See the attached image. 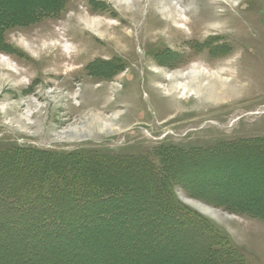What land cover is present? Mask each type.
Returning a JSON list of instances; mask_svg holds the SVG:
<instances>
[{"label": "rangeland", "instance_id": "obj_1", "mask_svg": "<svg viewBox=\"0 0 264 264\" xmlns=\"http://www.w3.org/2000/svg\"><path fill=\"white\" fill-rule=\"evenodd\" d=\"M130 1L0 0V56L18 69L0 63V151L79 155V173L124 187L102 208L61 204L73 219L50 237L1 222L0 264L208 263L204 227L163 216L164 180L248 264H264V220L236 210L264 212V0ZM181 12L189 25L175 22ZM28 163L0 156L8 215Z\"/></svg>", "mask_w": 264, "mask_h": 264}, {"label": "trees", "instance_id": "obj_2", "mask_svg": "<svg viewBox=\"0 0 264 264\" xmlns=\"http://www.w3.org/2000/svg\"><path fill=\"white\" fill-rule=\"evenodd\" d=\"M35 151L36 150L28 151L26 149L0 151L1 157L13 156L16 160H22L26 157L29 161L27 164L29 167L26 173H28L27 176H30V179L20 187L21 189H19V191L17 190V196L12 197L10 200H4L9 202L11 209H13L12 214L8 215L6 214L8 213L7 211L3 212L1 211L2 208H0V213L3 212L5 214V217L0 219V223L2 222L1 224L4 225V227L6 226L13 233L14 231L15 233H23L27 228H33L34 226H44V228L48 230V237H50V235H57L59 232L67 230V223L73 219L70 217L71 210L62 209L61 204L70 201L77 204L79 209H88L91 208L94 203L98 202V208H102L103 204L111 203L109 200L110 197L116 196V200H122L124 197H120L124 187L118 184L115 185L113 181L109 180L105 183H99V177L97 175L92 176L89 174L88 176L85 174L84 176L83 171L79 173L78 171L80 169H76L77 165L81 163L79 155H56L58 159H55L51 155L49 160L45 152ZM36 153L39 157H44L47 160L44 163L37 161L34 156ZM23 167L25 166H20V169ZM32 167L39 168L41 171L35 175L29 174L30 168L32 170ZM162 168L156 169L154 167L151 169L153 171H162ZM86 178L87 180H84ZM15 187L19 188V186ZM162 188L164 193H168L169 196L171 195V201L166 200L164 202L165 207H162L163 216L172 217L179 223H194L204 227L201 232H205L212 236L207 243V248H205L207 253H211L212 257L206 264H215L217 261L216 259L219 260V264H248L237 249L233 248L223 235L217 232V230L199 214L184 207L172 196L171 186L166 180L162 182ZM2 201H0V206H4L5 202ZM42 203L49 204L45 206ZM225 206L229 207L232 205L227 203ZM236 206L237 212L247 213L253 217L264 220V212H253L251 210L242 211L240 205ZM96 208L97 207H94L95 210ZM103 220L108 221V219ZM13 223H15V225H13ZM126 223H128V221ZM1 231L0 228V238L4 239L5 235L2 234ZM35 244L37 243H34L33 247L28 246V244L22 245L20 246V250L25 251L30 249L35 251L37 250V245ZM60 245L63 248L65 247L64 242ZM11 252L13 251L11 250ZM12 254L17 256L18 250L15 249V253L13 252Z\"/></svg>", "mask_w": 264, "mask_h": 264}, {"label": "bare ground", "instance_id": "obj_3", "mask_svg": "<svg viewBox=\"0 0 264 264\" xmlns=\"http://www.w3.org/2000/svg\"><path fill=\"white\" fill-rule=\"evenodd\" d=\"M133 0H131L130 2L131 3H133L134 4V2H132ZM142 4V3H141ZM144 4V3H143ZM181 8V7H180ZM177 10V9H176ZM171 12V11H170ZM150 13V12H149ZM174 14V13H173ZM179 14V13H178ZM82 16V15H81ZM175 16V15H174ZM181 16H182V18H180L179 19V21L178 20H175V22H177V24H182V25H189V21H188V19H187V17H188V14L186 13V12H181ZM82 19L84 18V17H81ZM148 18V17H147ZM149 19V18H148ZM86 20V22H87V25L89 26V25H91V26H93L94 27V29L96 30V31H99V32H102L103 30H107L108 32H109V34L110 33H112L111 31H110V29H109V27H106V26H108V24H106L105 22H103L101 19H91V18H86L85 19ZM148 21V25H146L145 26V29H143L142 30V32L141 33H143L144 31H146L147 33H148V35L150 36L151 34H149V32H150V30L151 29H155L156 27H157V24H155L154 22H149V20H147ZM160 23H162L161 21H159ZM155 25H154V24ZM169 23V22H168ZM165 25V24H164ZM111 26V25H110ZM118 26V25H117ZM159 26V25H158ZM90 27V26H89ZM112 28H113V26H112ZM175 28V27H174ZM161 29V28H160ZM170 29H172L171 27H170ZM114 31V30H113ZM168 31V30H167ZM121 34V33H120ZM69 36V35H68ZM128 36V35H127ZM138 36V35H137ZM134 37V36H133ZM132 37V38H133ZM113 39V42L116 40L117 41V39H116V37H114V38H112ZM120 39V38H119ZM118 39V40H119ZM136 39V38H135ZM134 39V40H135ZM73 40V39H72ZM128 40V39H127ZM144 40H146V39H144ZM120 41H122V39L120 40ZM136 41V40H135ZM76 42V41H75ZM75 42H69V39H68V41H66V44H65V46H67V48L68 49H71V48H75L76 49V46L74 45V43ZM119 42V41H118ZM134 42V41H133ZM144 43V42H143ZM132 44H134V43H132ZM115 46H117V45H115ZM31 48V47H30ZM118 49V48H117ZM133 49H135V48H133ZM132 50V49H131ZM74 57V56H73ZM127 59H129L128 57H126ZM145 59H147V58H145ZM145 61V60H144ZM147 61V60H146ZM0 63H4L5 65H7V66H9V67H12V68H14V69H16L17 70V72H18V69L16 68V66L15 65H13V62L9 59V58H7V57H1L0 56ZM142 64H144V62L143 61H138L137 63H135V65H136V67L138 68V67H141V65ZM204 68V67H203ZM207 69V68H206ZM22 71V70H21ZM28 71V70H27ZM12 72V71H11ZM24 72V71H23ZM22 72V73H23ZM204 71H202V69L201 68H194L193 70H192V77L194 78L195 77V75H197V74H200L201 73V75H205L204 73H203ZM9 73H10V71H9ZM15 73V72H14ZM209 73V71L206 73V75ZM212 73V72H211ZM210 73V74H211ZM18 74V73H17ZM16 74V75H17ZM11 75H14V74H11ZM20 75V74H19ZM200 76V75H199ZM198 77V76H197ZM203 77V76H202ZM202 77H199V79L200 78H202ZM206 77V76H205ZM212 77V76H211ZM204 78V77H203ZM195 79V78H194ZM211 79V78H210ZM201 80H203V79H200V83H201ZM212 80V79H211ZM203 82V81H202ZM186 88H187V86H185Z\"/></svg>", "mask_w": 264, "mask_h": 264}]
</instances>
